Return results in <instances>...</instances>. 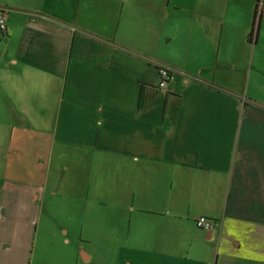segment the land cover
I'll return each mask as SVG.
<instances>
[{
  "label": "crops",
  "instance_id": "obj_1",
  "mask_svg": "<svg viewBox=\"0 0 264 264\" xmlns=\"http://www.w3.org/2000/svg\"><path fill=\"white\" fill-rule=\"evenodd\" d=\"M257 1L0 0V264H264Z\"/></svg>",
  "mask_w": 264,
  "mask_h": 264
},
{
  "label": "built area",
  "instance_id": "obj_2",
  "mask_svg": "<svg viewBox=\"0 0 264 264\" xmlns=\"http://www.w3.org/2000/svg\"><path fill=\"white\" fill-rule=\"evenodd\" d=\"M8 9L4 7H0V32L5 33L7 31V17H8ZM256 17L258 18L260 15H264V0H258L255 9ZM160 81L158 86L160 88H164L169 80L173 78L172 70L169 68H161L159 69ZM195 224L197 227L205 229V230H213L218 226V222L207 218L205 216H199L195 219Z\"/></svg>",
  "mask_w": 264,
  "mask_h": 264
},
{
  "label": "trees",
  "instance_id": "obj_3",
  "mask_svg": "<svg viewBox=\"0 0 264 264\" xmlns=\"http://www.w3.org/2000/svg\"><path fill=\"white\" fill-rule=\"evenodd\" d=\"M202 229V228H201Z\"/></svg>",
  "mask_w": 264,
  "mask_h": 264
}]
</instances>
